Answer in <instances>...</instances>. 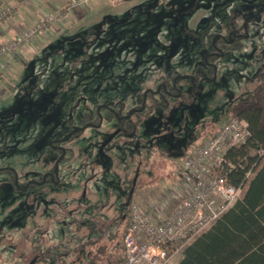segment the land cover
<instances>
[{
	"label": "rangeland",
	"instance_id": "374dc122",
	"mask_svg": "<svg viewBox=\"0 0 264 264\" xmlns=\"http://www.w3.org/2000/svg\"><path fill=\"white\" fill-rule=\"evenodd\" d=\"M114 1L100 3L101 19L60 33L40 48L64 23L55 24L21 53L22 63L0 68V264L14 254L26 264L34 251L48 264L91 263L84 250L76 251L79 246L94 251L102 245L105 254L115 256L125 224L119 215L129 205L126 209L123 202L122 173L130 178L135 161H142L148 169L142 173L148 180L143 188L159 185L169 192L182 184L186 153L225 121L227 105L250 90L264 69V0ZM260 6L256 18L243 20ZM245 22L246 34L210 56L208 68L204 57L214 35L239 30ZM93 35L98 43L91 44ZM200 70L209 76L198 79ZM191 75L193 80L182 78ZM173 81L178 101L150 94L161 104L130 115L132 143L138 146L125 142L130 137L121 131L100 154V143L122 121L118 114L140 106L145 88ZM98 109L103 120L94 126ZM74 129L61 143L56 180L19 189L25 179H40L53 169L59 156L51 141ZM152 188L136 194L137 186L130 201L160 205L167 200L160 199L161 189ZM167 195L165 214L179 200ZM96 201L108 211L101 213ZM180 257L174 254L168 264Z\"/></svg>",
	"mask_w": 264,
	"mask_h": 264
},
{
	"label": "built area",
	"instance_id": "2783aa9c",
	"mask_svg": "<svg viewBox=\"0 0 264 264\" xmlns=\"http://www.w3.org/2000/svg\"><path fill=\"white\" fill-rule=\"evenodd\" d=\"M18 1L29 8L31 15L17 33L5 35L0 40V68H6L11 59L20 57L21 51L30 47L37 35L47 31L63 14L42 5L52 0ZM53 1H65L67 7L83 9L93 0ZM13 16L14 8L0 0V30H4ZM248 135L247 123L238 116L229 115L202 142L193 146L180 163L182 184L174 186L173 197L179 200L167 214L164 211L167 200L148 206L129 202L128 220L122 235V264H168L174 254L181 253L192 238L233 204L254 164L247 168L239 183L233 184L230 174L239 165L232 163L227 153L242 145ZM180 192L185 193L182 198Z\"/></svg>",
	"mask_w": 264,
	"mask_h": 264
},
{
	"label": "trees",
	"instance_id": "16d2710c",
	"mask_svg": "<svg viewBox=\"0 0 264 264\" xmlns=\"http://www.w3.org/2000/svg\"><path fill=\"white\" fill-rule=\"evenodd\" d=\"M113 22L118 23L120 20L113 18ZM98 42L99 37L93 35L91 44ZM210 45H208V48H210ZM212 55V53H207L206 51L205 61L209 62V57ZM198 75L199 72L197 78ZM182 78H189V76H182ZM255 80V85L250 90L240 94L227 105L229 115L242 118L247 123L249 131L246 141L237 148L229 150L227 153L231 162L239 165L237 169L231 172V181L233 184L239 183L247 168L254 164L252 172L244 181L239 197L207 229L192 238L182 248L181 257L175 264H264L263 68L256 74ZM147 97L145 103L146 108L142 112L152 111L153 106L161 104L157 100H154V97L150 94ZM172 100L178 101V98ZM129 118L130 116H120L122 121H119L118 127H120V132H124L125 135L131 138V140L130 138H124V141L132 143L133 138L131 136L134 132L135 125L133 122L128 121ZM135 162L137 163V161ZM142 167V163H140L134 188L131 192H127L128 194L126 195L127 203H129L134 189L137 186L141 187L145 184L140 178V172L143 170ZM128 181L130 182L129 179ZM129 182L128 189L130 188ZM122 215H124L123 218ZM120 217L127 222L128 212L121 213L119 215ZM81 248L79 247L76 251H79ZM105 248L102 245H97L94 251L89 249L87 253L89 255V262L96 264L97 261H102L101 254H105ZM33 254L35 255L26 264H34L39 261L48 264V261L42 253L34 251ZM6 260L5 264L22 263V261H19L15 257V254L14 256H9ZM31 261L33 262L31 263Z\"/></svg>",
	"mask_w": 264,
	"mask_h": 264
},
{
	"label": "crops",
	"instance_id": "0c3cea01",
	"mask_svg": "<svg viewBox=\"0 0 264 264\" xmlns=\"http://www.w3.org/2000/svg\"><path fill=\"white\" fill-rule=\"evenodd\" d=\"M2 1L5 2L6 4H9L10 6H12L14 8V16L7 21L4 30H0V40L5 35H13V34L17 33L20 30V28H22V26H24V24L27 23V20L29 19L30 15H31L29 8L27 6H25L23 3L19 2L18 0H2ZM102 1L103 0H93L92 2H90L87 5L86 8H83V9L78 8V7H67V4L65 3V1L64 2L63 1L58 2V1H53V0L52 1H44L42 3V5L46 9H49L50 11H52L54 13H60V12L63 13L62 16L60 18H58L53 23V25L50 26V28L51 27L53 28V26L57 23L58 24L64 23V24L61 26V28H58V30L56 31V33L54 35H51L50 37L46 36L45 37L46 41H45V43H42V41H41L42 44L40 45V48L48 47L49 42L51 40H53L54 38H56L60 33L62 34L63 32L64 33L72 32L73 30L78 29L81 26L83 28L85 25H88L90 23V21H92L94 19L95 20L101 19L103 11L100 7V3H102ZM117 1H119V0H117ZM113 2H115V1L113 0ZM105 16H107V14H105ZM112 17L115 18L114 15H112ZM28 48L29 47L24 48L21 51V53L25 50L27 51ZM37 51H38V49H37ZM37 51H35V52H37ZM35 52L31 53L29 56L33 55ZM27 59L25 61V64L27 63ZM18 62L22 63V62H20V57L11 59L8 62L7 68H9L10 66H12V67L15 66ZM151 161H153V160H151ZM140 163H142V166H143L142 167L143 170H142V172H140V178L144 181V183H147L148 180H144L143 175H142V173L145 170H148V169H146V166H145L146 163H144L142 161H140ZM151 166H153V169H156V167H154L155 166L154 163ZM149 181L152 182L153 180L149 179ZM143 187L144 186H141L140 189L136 192V194L140 191H143V190L145 191L147 189L152 188V186L148 187L147 189H145L146 187L145 188H143ZM152 189H159V190L161 189L162 190V192H158L160 199H167L168 200L167 194H170V196H173L174 193H176L175 192L176 190H174L173 186H171V189L169 190V192L163 190V188L159 185L154 186V188H152ZM133 196L134 195H132V197ZM132 197H131V199H132ZM96 204H97L99 211L101 213H106L109 209V207L104 203L102 204V203L96 201ZM149 204H150L149 202L148 203L146 202V203H143L141 205L142 206H148ZM103 209H105L106 211L102 212ZM123 217H124V215H122V218ZM126 223L127 222L125 221L124 228L126 226ZM79 247H81V246H79ZM83 250L86 253L89 252V248H87V246L82 247L79 251L82 252ZM105 256H106L105 257L106 261L105 260L102 261L103 264H122L123 251H122L121 244H119V249L116 252L115 256L111 252H109V254H105Z\"/></svg>",
	"mask_w": 264,
	"mask_h": 264
},
{
	"label": "flooded vegetation",
	"instance_id": "af4514ba",
	"mask_svg": "<svg viewBox=\"0 0 264 264\" xmlns=\"http://www.w3.org/2000/svg\"><path fill=\"white\" fill-rule=\"evenodd\" d=\"M262 7L260 6V8H256L255 10V13H251L248 15H244V19L245 21H247V18L249 17H254L255 15H257V13H260V9ZM256 18V16H255ZM246 22L242 25L241 24V27L240 29H234V30H231L230 33L226 34V35H223V34H215L213 39H212V42H211V45H210V48H208V51L207 53H212L213 55H217L219 53H222V51H224V47L225 46H229L231 45L232 43H234V40L235 39H238L240 38L241 36L245 35L246 32L244 31V26H245ZM219 40V41H218ZM207 67L210 68L212 67V64L210 62H207ZM199 72V75H198V79L200 78H204V77H208L209 75L206 74V73H203L201 70L198 71ZM192 78L193 80V75L189 76V78ZM193 82V81H192ZM146 91L145 93V96H144V92ZM159 94L160 96H162L165 100H168L169 101V98L172 97V99H176L179 97L180 95V90L178 89L177 87V83L173 81V83H169L168 86L165 85V86H162V84L160 86H156V88H145V90L143 91V93L141 94L140 96V106H134L132 107L133 108V111L132 113H140L142 112V110L144 108H146V100H147V96L148 94ZM107 111H110L111 113H114L116 111L115 108H113L112 106L108 105V104H101ZM143 106V107H142ZM100 107V106H99ZM142 107V109H141ZM131 108V109H132ZM137 109H141V110H137ZM116 113V112H115ZM131 113V114H132ZM142 113H145V112H142ZM94 114H97V122L94 123V126H99V121H102L103 120V115H101L99 109L94 113ZM121 116V115H120ZM120 116L118 115L117 117V120L120 119ZM87 125L88 124H91V123H86ZM101 125V124H100ZM73 134V133H72ZM72 134L69 136L71 137ZM62 140L58 139V140H54V142L51 141V144H52V148H55L58 150V156H61V153H62V149H63V146H62ZM149 143V141L147 142ZM134 147L138 146L136 145L135 143H132ZM57 156V157H58ZM62 157V156H61ZM60 157V159H61ZM59 159V160H60ZM58 160V161H59ZM139 168H140V161H137L136 165H134V167L132 168L133 170V173L132 175L130 176V178H128L126 176V172L125 174L122 173L123 176H121V187L122 188H125L127 190V192H131L134 188V185H135V182H136V179H137V174L139 173ZM44 174V175H43ZM91 175H94V172L91 173L88 178H90ZM136 175V176H135ZM135 176V182L133 184V177ZM56 177L57 175L53 174V169L50 170V171H44L42 174H41V178L38 179V178H27L25 179V182H24V185L23 186H19V189H24V188H28L31 184H38L40 185L41 183H45L47 182V180H50V182H54L56 180ZM128 179L130 180V182L128 181ZM128 182L130 183V188L128 189ZM126 193V195L128 194ZM123 202L125 203L126 205V209H127V199L124 198Z\"/></svg>",
	"mask_w": 264,
	"mask_h": 264
},
{
	"label": "water",
	"instance_id": "95a60500",
	"mask_svg": "<svg viewBox=\"0 0 264 264\" xmlns=\"http://www.w3.org/2000/svg\"><path fill=\"white\" fill-rule=\"evenodd\" d=\"M145 93H146V91L144 92V96H145ZM143 107V106H142ZM142 107H141V109H142ZM141 109H137V110H141ZM18 110H21V108H19ZM132 111H133V108L132 109H130V111L127 113V114H125L124 115V117H129L130 115H131V113H132ZM117 115V114H116ZM100 124H101V121H99V126H100ZM87 125V124H86ZM85 125V126H86ZM76 129H74V130H72L71 131V133L69 134V135H67L65 138H63V139H61L62 141L63 140H65V139H67L74 131H75ZM120 132V127H116L113 131H111L110 133H109V135L100 143V145H99V152H100V154L103 152V148H104V146L105 145H107L111 140H112V138L117 134V133H119ZM64 152V149H62V153ZM60 157L61 156H59L56 160H55V162H54V166H53V174H55V175H57V164H58V160L60 159ZM136 176V175H135ZM135 176L133 177V184H134V182H135ZM33 261H31V263H32Z\"/></svg>",
	"mask_w": 264,
	"mask_h": 264
}]
</instances>
